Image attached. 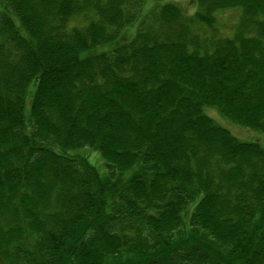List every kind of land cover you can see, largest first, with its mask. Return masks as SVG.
<instances>
[{
    "label": "trees",
    "instance_id": "1",
    "mask_svg": "<svg viewBox=\"0 0 264 264\" xmlns=\"http://www.w3.org/2000/svg\"><path fill=\"white\" fill-rule=\"evenodd\" d=\"M154 1L0 0V264H264V0Z\"/></svg>",
    "mask_w": 264,
    "mask_h": 264
},
{
    "label": "rangeland",
    "instance_id": "2",
    "mask_svg": "<svg viewBox=\"0 0 264 264\" xmlns=\"http://www.w3.org/2000/svg\"><path fill=\"white\" fill-rule=\"evenodd\" d=\"M177 1L179 5L186 11L192 10L194 4L193 0H177ZM144 2L146 6L145 9H148L151 6V3L153 4L155 1L144 0ZM144 12L145 11H143V13ZM31 94H32V88L29 89L28 96H30ZM205 112L209 116H211L214 120H216L217 123L228 128L231 131V133L236 137H238L239 139L243 141L258 142L261 146L264 147V133L231 122L229 119L223 117L219 113L218 109L215 107H206ZM26 116H29V107H26ZM84 154L89 158V161L98 168L100 172H104L105 165L102 155H100L97 151L91 149H87Z\"/></svg>",
    "mask_w": 264,
    "mask_h": 264
}]
</instances>
